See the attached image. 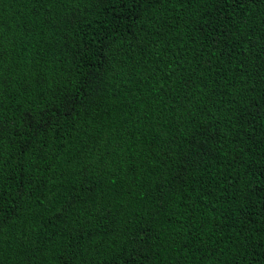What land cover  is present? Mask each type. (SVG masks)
<instances>
[{
	"label": "trees",
	"instance_id": "16d2710c",
	"mask_svg": "<svg viewBox=\"0 0 264 264\" xmlns=\"http://www.w3.org/2000/svg\"><path fill=\"white\" fill-rule=\"evenodd\" d=\"M0 264H264V0H0Z\"/></svg>",
	"mask_w": 264,
	"mask_h": 264
}]
</instances>
